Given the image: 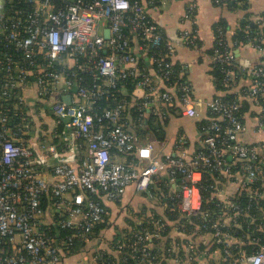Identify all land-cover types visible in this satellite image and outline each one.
Instances as JSON below:
<instances>
[{
	"label": "built area",
	"instance_id": "2783aa9c",
	"mask_svg": "<svg viewBox=\"0 0 264 264\" xmlns=\"http://www.w3.org/2000/svg\"><path fill=\"white\" fill-rule=\"evenodd\" d=\"M156 2L1 1L0 264L61 263L75 237L88 239L105 220L101 197L120 201L126 187L136 184L154 198L153 178L163 168L171 172L179 189L178 208L187 216L203 206V167L234 176L240 189L264 175V138L246 140L245 114L250 113L243 112L248 103L259 109L251 113L252 131L264 133V15L250 42L261 55L259 63L249 55L238 57L235 50L242 43L231 45L225 29L215 28L212 68L219 65L224 76L222 92L207 104L201 149L189 154L182 138L174 156L157 158L147 144L138 151L144 165L120 158L134 147L131 127L143 124L157 105H180L184 115L200 116L191 86L175 69L176 44L149 15ZM196 9L190 0L189 14L194 16ZM240 27L231 31L232 38ZM183 37L194 43L191 32ZM144 55L149 66L141 61ZM122 81L132 84L130 93L123 91ZM33 96L36 114L45 111L62 127L60 138L77 164L63 158L50 168L42 165L32 145ZM101 99L107 103L102 108L97 104ZM231 159L238 160V169ZM226 205L241 210L231 200ZM212 227L217 242L231 241L218 223ZM61 229L74 233L64 238ZM158 235L137 234L142 242ZM141 250L149 253L145 246ZM234 264H264V250Z\"/></svg>",
	"mask_w": 264,
	"mask_h": 264
},
{
	"label": "crops",
	"instance_id": "0c3cea01",
	"mask_svg": "<svg viewBox=\"0 0 264 264\" xmlns=\"http://www.w3.org/2000/svg\"><path fill=\"white\" fill-rule=\"evenodd\" d=\"M1 1L3 0H0V8L2 5ZM194 1L197 5L194 16H191L188 12L190 0H157L156 3L149 7V15L164 30L165 37L176 44V63L180 65L179 73L193 90L200 116L193 118L184 115L180 105L171 107L163 104L157 105L146 114V120L143 124H135L131 127V130H129L130 140L134 147L130 152L121 154V159L128 161L135 160L139 161V163L141 161V164L143 163L144 165L147 162L139 158L138 151L141 146L147 144L152 145L153 156L157 158L179 154L178 146L182 138L187 141V145L189 144L190 148L202 145V130L198 122L208 119L210 111L207 104L218 94L211 72L212 62L210 53V50L216 44L215 25L220 20L227 22V38L230 44L233 45L231 31L237 28L243 19H249L255 23L264 15V0H248V4L244 7H234V1L222 3H217L216 0ZM186 32L193 34V44L185 43L183 35ZM235 52L238 57L249 55L253 62L259 63L262 61V58H259L261 56L260 53L256 52L251 46L237 48ZM141 61L149 66L150 60L148 55H144ZM29 100L32 103L33 109L31 119L33 118L36 122L34 123L36 125V132L32 138V145L40 160H42V165L45 168H50L52 164L63 158L77 164L78 160L68 151V147H66L60 138L62 127L45 111L37 115L34 105L35 97H30ZM248 105L249 108L246 106L243 111L250 113L245 114L249 117L245 116V124L248 128L245 138L247 141L259 140L264 138V133L252 131L254 119L251 114L253 111L256 112L259 109H255L251 103H248ZM149 118L155 121L160 118H166L167 123H164L165 127H161L163 131L161 138L159 137L158 129H156L159 122L154 121V124L152 121L154 126L149 125ZM231 163L234 166L239 164L238 160L234 159H231ZM158 180H162L163 183L157 182ZM155 184L159 190H163V195L160 193L158 197L150 198L145 192L140 191L136 184H131L126 187L120 201L106 200L107 205L110 207L109 223L111 226L103 230L99 236H95L90 240L87 248L68 256L61 264H97L95 252L101 249L118 254L119 252L112 248L113 239L117 237V234L129 228V221L133 220L143 223L145 221L144 216L146 214L150 215L153 209L164 214L168 199L179 195V189L176 183L172 182L171 172L168 168L161 169L154 176L153 186ZM237 188H239L238 181L219 187L220 199L225 204L226 210H229L226 205L230 199L229 196L235 193ZM231 220V216L225 219L226 223H229ZM181 232L174 233V235L185 240H182V243L181 241H172L169 251H172L174 256L167 258L168 264H223L224 254L220 249L216 248L213 251H209L211 242L215 238L213 234L201 232V234L197 235ZM233 241L232 239L231 243ZM192 249L197 250V256L193 254ZM181 250L184 252L182 257H179L178 253ZM156 253L155 260L158 257L159 251ZM161 255V260H163L165 254L162 253ZM251 255L243 253V257L249 258ZM153 264H161L160 259L158 258L157 262Z\"/></svg>",
	"mask_w": 264,
	"mask_h": 264
},
{
	"label": "trees",
	"instance_id": "16d2710c",
	"mask_svg": "<svg viewBox=\"0 0 264 264\" xmlns=\"http://www.w3.org/2000/svg\"><path fill=\"white\" fill-rule=\"evenodd\" d=\"M233 1L234 7L240 6L238 3L239 1L243 2L241 7H244L248 4V0ZM226 24L227 22L225 20H220L215 25L216 29L219 26H222V28L225 29V37L228 31ZM258 29L259 23H254L249 19H243L241 21V27L237 29L232 39L233 41L237 42V45L242 43L241 46L243 47L250 46V42L255 40V31ZM224 47L225 46H218L220 50H223ZM213 52L214 48L210 50L211 54H213ZM175 69L177 73H179L180 65L176 63ZM211 72L217 91L220 93L222 92V78L224 74L219 65H215ZM125 82L126 81H122V83L125 84L124 89H122L124 92L130 93L133 88L132 84ZM230 95L231 94H228L227 96L233 97ZM105 101V99H101L97 104L102 108L107 104ZM133 110H135L134 115H137V108L134 107ZM150 116H152V114H150ZM207 120L208 119H204L203 121L201 120L198 122V125L202 130V137L205 135L203 127L207 123ZM152 121L154 123L155 120H150L149 118L148 123L149 125L154 126L155 123L153 124ZM155 122L158 123L156 129H158L159 137L161 138L163 133L161 127H165L167 120L166 118H160ZM202 145L190 148V145L186 144V151L189 154H194L199 149H201ZM235 167L238 169L237 165H235ZM202 169L204 173L201 184L203 206L199 212L191 216H187L178 208V201L180 200L179 197L177 196L175 198H169L164 214H161L156 209H153L150 215L146 214V216H144L145 221L143 223L131 220L129 221V228H126L123 230L124 232H121L117 234V237H114L112 248L117 250L119 252L118 254L103 249L95 252L97 255V264H153L154 262H157L158 258L160 259L161 264H168L167 258L174 256L172 251H169L172 241L176 240L181 241L182 243V240H185L181 237L175 236L174 233L182 231L187 234L199 235L201 232H206L211 233L214 236L215 229L212 227L214 223H218L220 231L223 233L227 232L231 237V240H234L232 243L226 239H223L222 242H217L214 238L211 242L209 251H213L216 248L220 249L224 254V260L222 261L223 264H234L236 259L243 257V253L251 255L258 251L264 250V175L260 177L259 181H256L247 188H237L235 193L230 194L229 200L237 203L240 206L241 210L236 211L232 209H225V204L220 199L221 194L219 193L220 186L229 184L230 182H237L236 178L234 176L223 177L220 172L211 170L208 167H203ZM157 182L163 183L162 180H158ZM153 191L155 192V197H158L160 193L161 195L164 194L163 190H159L156 187V184L153 187ZM100 199L103 200L108 211V214L105 216V220L95 227L94 234L89 236L88 239H80L75 237L74 243L71 247L72 249L67 252L65 251L62 261H64V259L68 256H71L87 248V244L90 240H92L95 236H99L103 230L111 226L109 223L110 207L107 205L104 198L102 199L101 197ZM228 216H231L232 220L229 223H226L225 219ZM161 224H164V227L162 226V228H160L159 226ZM146 232H156L159 235L153 239H147L142 242L138 239L137 234H145ZM73 233V230L61 229V236L64 238L71 236ZM136 242H138V244H136ZM121 244H123V247H119ZM142 246H145L147 249H149V253L145 255L141 250ZM158 251V257L155 260L154 258L157 254L156 252ZM192 251L193 254L197 256V250L192 249ZM183 252V250L179 251L178 256L182 257ZM162 253L165 254L163 260H161Z\"/></svg>",
	"mask_w": 264,
	"mask_h": 264
},
{
	"label": "rangeland",
	"instance_id": "374dc122",
	"mask_svg": "<svg viewBox=\"0 0 264 264\" xmlns=\"http://www.w3.org/2000/svg\"><path fill=\"white\" fill-rule=\"evenodd\" d=\"M183 119H186V118H183ZM35 132H36V127H34V129H32L31 134H35Z\"/></svg>",
	"mask_w": 264,
	"mask_h": 264
},
{
	"label": "water",
	"instance_id": "95a60500",
	"mask_svg": "<svg viewBox=\"0 0 264 264\" xmlns=\"http://www.w3.org/2000/svg\"><path fill=\"white\" fill-rule=\"evenodd\" d=\"M107 35H108V32H107Z\"/></svg>",
	"mask_w": 264,
	"mask_h": 264
}]
</instances>
